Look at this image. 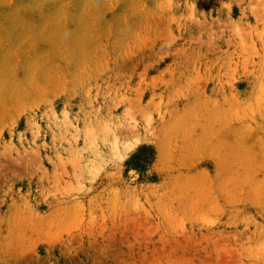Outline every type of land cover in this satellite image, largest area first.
Listing matches in <instances>:
<instances>
[{"label":"rangeland","instance_id":"1","mask_svg":"<svg viewBox=\"0 0 264 264\" xmlns=\"http://www.w3.org/2000/svg\"><path fill=\"white\" fill-rule=\"evenodd\" d=\"M0 264H264V0H0Z\"/></svg>","mask_w":264,"mask_h":264},{"label":"trees","instance_id":"2","mask_svg":"<svg viewBox=\"0 0 264 264\" xmlns=\"http://www.w3.org/2000/svg\"><path fill=\"white\" fill-rule=\"evenodd\" d=\"M151 160V152H147L145 147H141L136 150L130 157L128 162L129 168H134L140 172V176L142 175V171L144 170L145 164L150 162ZM140 178V177H139Z\"/></svg>","mask_w":264,"mask_h":264}]
</instances>
